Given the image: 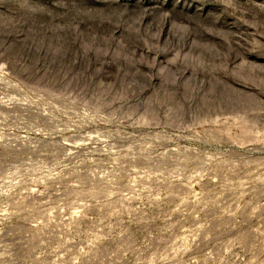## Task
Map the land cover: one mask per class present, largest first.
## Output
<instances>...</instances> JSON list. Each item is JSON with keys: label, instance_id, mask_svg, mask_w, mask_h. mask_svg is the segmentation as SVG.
Instances as JSON below:
<instances>
[{"label": "rangeland", "instance_id": "1", "mask_svg": "<svg viewBox=\"0 0 264 264\" xmlns=\"http://www.w3.org/2000/svg\"><path fill=\"white\" fill-rule=\"evenodd\" d=\"M0 264H264V0H0Z\"/></svg>", "mask_w": 264, "mask_h": 264}]
</instances>
